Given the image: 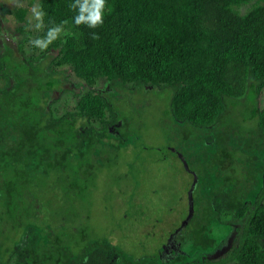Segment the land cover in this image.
<instances>
[{
    "label": "trees",
    "instance_id": "trees-1",
    "mask_svg": "<svg viewBox=\"0 0 264 264\" xmlns=\"http://www.w3.org/2000/svg\"><path fill=\"white\" fill-rule=\"evenodd\" d=\"M73 2L37 0L44 27L30 31L28 8L0 4L1 221H31L57 186L85 190L108 136H123L113 102L162 87L189 136L177 151L195 181L192 212L169 259H135L105 239L75 253L70 238L26 225L13 244L0 239V264H264V0H106L94 29L74 23ZM55 25L58 39L34 46ZM69 74L90 89L77 90ZM101 78L105 88L93 91ZM62 92L76 100L61 102ZM223 218L243 223L217 259L234 227Z\"/></svg>",
    "mask_w": 264,
    "mask_h": 264
},
{
    "label": "rangeland",
    "instance_id": "rangeland-1",
    "mask_svg": "<svg viewBox=\"0 0 264 264\" xmlns=\"http://www.w3.org/2000/svg\"><path fill=\"white\" fill-rule=\"evenodd\" d=\"M0 4L7 10L28 8L25 31L37 29L32 14L37 0H0ZM246 7L241 6L240 10ZM30 53L25 50L26 55ZM67 80L77 90L90 89L72 74ZM106 84L101 78L92 90H103ZM171 92L169 87L139 89L124 92L116 99L113 105L121 119L116 126H120L123 136L121 138L119 131L112 128L113 134L120 138L108 136L107 154H103L102 164H96L92 170V183L78 192L64 191L62 185L55 187L48 203L34 205L38 210L35 218L21 221L23 227L19 225V217L16 225L10 218L5 220L8 215L5 213L4 221L0 219V239L4 245L13 244V239L21 236L24 227L30 225L32 229L63 235L64 242L70 238V248L75 253L83 245L101 239L135 259L160 251L161 243L182 228L192 185L191 174L183 168L182 159L177 155V150L189 146L186 143L189 136H184L181 123L171 118ZM60 98L61 102L76 100L70 92H62ZM223 222L235 228L228 243L233 246L243 221L223 218ZM224 241L218 247L222 248ZM225 242L227 244V240ZM227 252L229 249L221 250L215 258ZM122 261L118 264H130Z\"/></svg>",
    "mask_w": 264,
    "mask_h": 264
},
{
    "label": "clouds",
    "instance_id": "clouds-1",
    "mask_svg": "<svg viewBox=\"0 0 264 264\" xmlns=\"http://www.w3.org/2000/svg\"><path fill=\"white\" fill-rule=\"evenodd\" d=\"M105 5L106 0H74L71 5L73 9L77 10V14L73 18L74 23L76 25L83 24L93 29L102 25L104 23ZM32 14L36 21V28H43L46 13L41 8L35 7L32 9ZM62 32V25L49 27L43 38H37L32 43L39 49H47L53 41L58 39Z\"/></svg>",
    "mask_w": 264,
    "mask_h": 264
},
{
    "label": "flooded vegetation",
    "instance_id": "flooded-vegetation-1",
    "mask_svg": "<svg viewBox=\"0 0 264 264\" xmlns=\"http://www.w3.org/2000/svg\"><path fill=\"white\" fill-rule=\"evenodd\" d=\"M14 29L15 28H13V29H11L10 30V32L11 33H13L14 32ZM2 30V29H1ZM17 35V34H16ZM19 35V34H18ZM17 42V41H16ZM10 43H12V45H14V41H13V39L11 38V42ZM262 203H264V198H263V200H262ZM182 221H184V218H183V220ZM180 225H181V223H180ZM185 229V228H184ZM179 230V229H178ZM234 231H235V228L233 227V230H231L230 232H228V234L226 235V237L224 238L225 239V241L227 240V244H226V242L224 241L223 243H222V248H220V247H217L216 248V250L215 251H217V252H219V251H221V250H227V249H230L232 246H228V243L230 242V240H231V238H232V234L234 233ZM178 232V233H177ZM182 235V233H181V231L179 232V231H177V230H175L174 231V233H173V235L168 239V240H166L164 243H161V245H160V247L162 248L160 251H158L157 253H159V255H160V258L162 259V258H172V257H174L176 254H177V252L181 249V239H178V237L180 236V235ZM177 243V244H176ZM230 247V248H229Z\"/></svg>",
    "mask_w": 264,
    "mask_h": 264
},
{
    "label": "water",
    "instance_id": "water-1",
    "mask_svg": "<svg viewBox=\"0 0 264 264\" xmlns=\"http://www.w3.org/2000/svg\"><path fill=\"white\" fill-rule=\"evenodd\" d=\"M169 152H170V150H169ZM171 152H175V150H171ZM179 153H177V155H178ZM181 159H182V163H183V165L185 166V167H187V165H186V163H185V160L181 157ZM188 169V168H187ZM195 180V179H194ZM194 182L195 181H193L192 182V185H191V187H190V189H189V192H188V211H187V216H186V218L184 219V222L182 223V225H181V233H183V231H184V228H185V225L188 223V221H189V218H190V215H191V212H192V202H191V192H192V186L194 187Z\"/></svg>",
    "mask_w": 264,
    "mask_h": 264
}]
</instances>
